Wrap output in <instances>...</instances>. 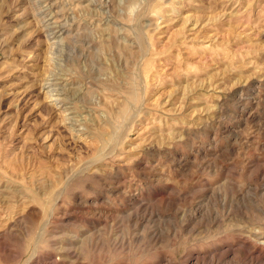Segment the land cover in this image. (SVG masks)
<instances>
[{
  "label": "rangeland",
  "instance_id": "374dc122",
  "mask_svg": "<svg viewBox=\"0 0 264 264\" xmlns=\"http://www.w3.org/2000/svg\"><path fill=\"white\" fill-rule=\"evenodd\" d=\"M32 254L264 264V0H0V264Z\"/></svg>",
  "mask_w": 264,
  "mask_h": 264
},
{
  "label": "bare ground",
  "instance_id": "6f19581e",
  "mask_svg": "<svg viewBox=\"0 0 264 264\" xmlns=\"http://www.w3.org/2000/svg\"><path fill=\"white\" fill-rule=\"evenodd\" d=\"M252 237H253V236H252ZM256 240H257V239H256ZM259 240H260V239H259ZM257 242H258V241H257ZM257 242H256V243H257ZM262 246H263V245H262ZM34 255H35V254H32L31 257H30V259H29L25 264H32ZM195 260H196V258H195ZM195 260H194V261H195Z\"/></svg>",
  "mask_w": 264,
  "mask_h": 264
}]
</instances>
